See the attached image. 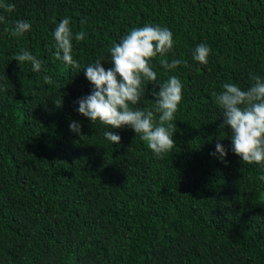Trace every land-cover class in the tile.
Wrapping results in <instances>:
<instances>
[{
    "label": "trees",
    "instance_id": "16d2710c",
    "mask_svg": "<svg viewBox=\"0 0 264 264\" xmlns=\"http://www.w3.org/2000/svg\"><path fill=\"white\" fill-rule=\"evenodd\" d=\"M6 2L15 9H0V264H264V167L232 152L211 95L264 81V0ZM65 18L73 36L85 33L72 41L80 69L55 58L52 34ZM17 20L31 25L20 37L4 30ZM146 24L170 29L165 58L188 65L151 61L157 83L176 75L184 85L176 146L162 159L127 126L109 129L121 137L111 144L76 103L92 89L83 68L98 59L111 68L109 48ZM201 43L211 49L204 65L192 58ZM21 49L41 72L14 59ZM158 91L146 85L130 107L154 111Z\"/></svg>",
    "mask_w": 264,
    "mask_h": 264
},
{
    "label": "clouds",
    "instance_id": "9594fccd",
    "mask_svg": "<svg viewBox=\"0 0 264 264\" xmlns=\"http://www.w3.org/2000/svg\"><path fill=\"white\" fill-rule=\"evenodd\" d=\"M0 9L12 12L15 5L0 0ZM4 21L5 17L0 15V22ZM4 30L12 36L20 37L31 30V25L17 20L11 28L6 27ZM52 35L56 60L80 69V63L72 56V41H82L85 33L77 32L73 36L70 21L65 18L58 22ZM174 45L173 33L167 27L146 24L131 29L119 43L109 48L111 68L105 70L101 59L83 68L92 89L89 95L76 101L79 114L89 119L91 124L99 122L108 128L104 137L111 144H119L121 137L109 129L130 127L142 141L147 142L152 153L162 159L164 154L176 146L173 139L176 125L173 121L183 98L184 85L176 75H170L167 80L157 83V73L152 70L151 61L159 56V63L165 71L174 70L181 64L187 67L184 60L173 59L169 62L165 58L166 54L172 52ZM210 52V47L201 43L196 46L192 58L204 65L208 63ZM14 59L20 64L30 63L33 72H41L42 61L28 50L21 49ZM43 79L45 84L55 83L48 75H44ZM252 79L254 83L247 90H242L236 84L225 83L219 94L212 92L211 95L223 112L221 127L227 126L230 129L232 152L243 162L264 167V81L259 77ZM148 84L159 86V91L152 93L154 111L133 110L130 106L139 102ZM154 113H159L158 121ZM69 130L83 136L81 126L76 121L69 124ZM216 152L221 158L226 155L220 143L216 144ZM259 179L264 181V175Z\"/></svg>",
    "mask_w": 264,
    "mask_h": 264
}]
</instances>
